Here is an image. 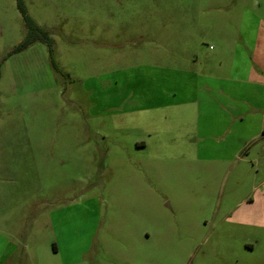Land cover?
Masks as SVG:
<instances>
[{
	"label": "rangeland",
	"instance_id": "1",
	"mask_svg": "<svg viewBox=\"0 0 264 264\" xmlns=\"http://www.w3.org/2000/svg\"><path fill=\"white\" fill-rule=\"evenodd\" d=\"M22 1L51 45L9 54L0 0V264H264V0Z\"/></svg>",
	"mask_w": 264,
	"mask_h": 264
},
{
	"label": "trees",
	"instance_id": "2",
	"mask_svg": "<svg viewBox=\"0 0 264 264\" xmlns=\"http://www.w3.org/2000/svg\"><path fill=\"white\" fill-rule=\"evenodd\" d=\"M16 7L22 16L26 28L25 38L9 53H18L36 41L45 43L49 48L51 40L47 33L42 30L28 15L22 0H16Z\"/></svg>",
	"mask_w": 264,
	"mask_h": 264
},
{
	"label": "crops",
	"instance_id": "3",
	"mask_svg": "<svg viewBox=\"0 0 264 264\" xmlns=\"http://www.w3.org/2000/svg\"><path fill=\"white\" fill-rule=\"evenodd\" d=\"M261 68H262V67H261ZM241 114H242L241 110L238 111V112L235 111V110H232V111L229 113V115H230L231 117H234L235 115H237L236 119H238L239 121H242V120L244 119V117L240 116ZM224 131L226 132V134H228V132H229L228 129H225ZM261 132H264V129L256 130V133H254L253 136H251V137H248V138H241L243 145H246L247 142H251L252 139H256V138H258V137L260 136V133H261ZM263 137H264V135H263Z\"/></svg>",
	"mask_w": 264,
	"mask_h": 264
}]
</instances>
